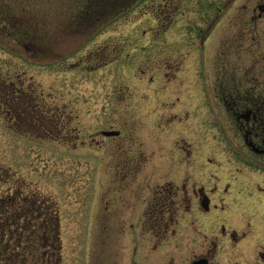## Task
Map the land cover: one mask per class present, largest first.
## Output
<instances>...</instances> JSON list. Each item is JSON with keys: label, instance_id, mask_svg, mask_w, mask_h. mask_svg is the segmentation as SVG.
<instances>
[{"label": "rangeland", "instance_id": "rangeland-1", "mask_svg": "<svg viewBox=\"0 0 264 264\" xmlns=\"http://www.w3.org/2000/svg\"><path fill=\"white\" fill-rule=\"evenodd\" d=\"M173 1V28L166 0H142L89 31L62 33L72 2L0 0V11L14 6L11 18L32 32L22 39L0 23V96L13 83L22 101L40 106L32 115L14 111L12 121L0 106V198L23 194L60 213L63 264H105L106 236L123 243L125 222L132 240L131 223L154 221L148 212L168 205L164 188L175 201L164 219L174 225L164 235L143 226L140 262L190 264L205 253L211 264H264V173L233 154L244 141L224 104L207 98L221 87L264 97V0ZM110 130L120 137L101 135ZM249 174L252 193H241ZM202 180L214 190L212 210L188 213L177 191L192 196ZM188 222L202 223L205 236L196 241L194 229H183ZM217 242L215 257L208 250Z\"/></svg>", "mask_w": 264, "mask_h": 264}, {"label": "flooded vegetation", "instance_id": "flooded-vegetation-1", "mask_svg": "<svg viewBox=\"0 0 264 264\" xmlns=\"http://www.w3.org/2000/svg\"><path fill=\"white\" fill-rule=\"evenodd\" d=\"M264 5V2L258 6V10L260 11L259 17H262L264 14V11L260 10V6ZM177 4H174L173 0H166V28H173L176 18V8ZM248 11V7L245 8ZM254 22L255 17L253 15L245 17V21ZM145 33V32H144ZM160 34V33H158ZM154 39L160 38L155 34L153 37ZM232 51V49H229ZM230 53V52H229ZM170 64V63H169ZM175 66V65H174ZM171 65L169 68L174 67ZM4 85V83H1ZM221 85V84H220ZM1 86V85H0ZM8 94L0 96V106H4L6 108V116L9 119V121H12L13 113L20 112L22 110V114L29 113L33 114L34 112H31V110H37V108H40L37 104H30L28 102L22 101L21 97L18 95H14V85L13 83H8ZM222 88V87H221ZM218 89V93L214 94V102L211 99V95L207 93V98H209V101H212V103H223L224 107L226 109V112L230 115L232 118V122L234 126L231 128L234 131V134H238L240 138L244 141V148L239 150L237 147H234L233 154L235 156H238V159L240 163H244L247 165L250 170H252L251 173H253V169L256 171H259L261 175L264 173V97L260 95H254L253 93H246L245 95L236 94L234 91L230 92H222L223 89ZM17 91V90H16ZM25 96V95H24ZM215 105V104H214ZM217 109V107L215 106ZM30 111V112H29ZM72 117V116H71ZM177 117V116H176ZM60 128V127H59ZM67 131V126L63 127ZM61 129V128H60ZM75 128L68 131L69 134H76ZM114 132H118V135L116 136H110L105 138H118L120 137V132L116 130H110ZM223 131V130H222ZM104 132V131H103ZM103 132H101V135L103 136ZM47 133H49L47 131ZM67 133V134H68ZM227 138L230 137L226 133ZM184 142V140H183ZM185 143V142H184ZM187 160L190 161V155L191 151L187 149ZM249 156L256 157L259 162L256 164H252ZM249 160V161H248ZM248 161V162H247ZM180 163V160L177 161ZM189 164V163H188ZM242 176L241 178H243ZM252 175H248L247 178L244 179V183L242 187H239L240 192H246V193H252L250 189H247L248 183H251ZM173 183V181H169V183ZM162 185H156V191L163 192L167 204L163 203L164 209L161 207L159 210H152L151 212H148L151 214L152 218H154V221L146 222L142 224L141 222H134L129 225V229L133 231L132 235L134 238L132 240H127L125 238V222L122 227V236H123V243H120V240H117L116 244L111 242V236L110 234L106 236L104 243V253H105V264H125V248L130 247V244L133 245L132 248V254L130 256V264H143L140 262L141 252H140V244H141V232L143 226H148L149 231L150 230H158L160 235H164L171 231L174 222L172 217L164 219L167 215H170V212L174 210L173 207L175 201L173 200L172 193L169 190L159 189L158 187ZM177 187V186H176ZM159 189V190H158ZM171 189L174 190L175 188L171 186ZM178 189V188H177ZM187 192V191H186ZM186 192L183 190L177 191V197L182 195V198L186 201L188 206L186 209L188 213L191 211L195 214L196 211L202 213L205 215L204 212L201 210H204L206 212H209L212 210V199L214 197V190H207L204 186V182L199 181V184L196 183V185L193 188L192 196H189L186 194ZM1 193V191H0ZM156 193L155 197L160 199L159 197H162L161 194ZM167 196V197H166ZM246 199L249 198V195H245ZM19 198V199H18ZM24 200V204L20 205L21 203H18L19 200ZM163 201V200H162ZM205 201H208V207L205 208L203 203ZM159 205V202H157ZM9 210V217H8V223H7V229L8 232V238L6 240V264H63L65 260V254L67 251V244L65 245V242L62 238L61 228V217L60 213H58L57 210H51L48 208L47 202H40L36 201L34 197L30 196H23L21 194L19 197H15L13 193H9V196L0 198V210ZM217 208V206H215ZM15 209V210H14ZM49 209V210H48ZM109 211V210H108ZM191 212V213H192ZM126 215V214H125ZM124 215V217H125ZM166 215V216H165ZM107 224L109 225V219L107 221ZM150 225V226H149ZM186 228H183L184 231L187 230H193L195 237L197 236L198 240L201 239L200 234L204 237L205 234V227L202 223H192L185 224ZM196 227V228H195ZM166 232V233H165ZM188 237V234L185 235ZM218 237L217 240L219 242V235L216 234ZM246 236V235H244ZM241 237H237V234L234 233V241L237 242L240 240ZM129 241V242H127ZM189 241V238H188ZM217 242V243H218ZM156 247V246H155ZM218 249H219V243L214 245V248L211 247L208 250V254H211L213 251V254L215 257L218 255ZM90 251V252H89ZM92 250L88 249V252L90 253L89 256H92ZM92 257H90L91 259ZM172 258V257H171ZM262 258L264 261V253L262 254ZM202 259H207L208 264H211V257L206 256V254H194V257L190 261V264H193L197 261H200ZM92 260V259H91ZM91 264V262H90ZM256 264H261V262H256Z\"/></svg>", "mask_w": 264, "mask_h": 264}, {"label": "trees", "instance_id": "trees-1", "mask_svg": "<svg viewBox=\"0 0 264 264\" xmlns=\"http://www.w3.org/2000/svg\"><path fill=\"white\" fill-rule=\"evenodd\" d=\"M72 2L74 5V10H69L68 16H66L65 28L61 29L62 33L69 32L74 29V31L85 32L89 31L97 26L104 23L105 19H110L111 16L117 17L126 14L130 9L135 8L142 0H67ZM14 7V6H13ZM2 8L0 11V23L3 25V30L10 28L13 32L17 33L22 39L29 38L32 34L29 28H23L20 24L15 23L14 19L11 18V13L14 12L11 8ZM29 9H23V12L27 13ZM31 11V10H30ZM64 14V13H63ZM69 19V20H67ZM1 26V25H0ZM29 29V30H28ZM33 29V28H32ZM50 31V30H48ZM22 32V33H21ZM31 38V37H30ZM17 90V91H16ZM14 95H18L21 98L23 95V90L16 89ZM22 205V204H20ZM0 246H6V240L8 238L7 223L9 217V210H1L0 214ZM5 244H3V243ZM2 253L0 254V259L6 261V256Z\"/></svg>", "mask_w": 264, "mask_h": 264}, {"label": "water", "instance_id": "water-1", "mask_svg": "<svg viewBox=\"0 0 264 264\" xmlns=\"http://www.w3.org/2000/svg\"><path fill=\"white\" fill-rule=\"evenodd\" d=\"M259 8H260L261 11H264V5L260 6ZM103 134H104L105 136H116V135H118V132L110 131V132H104ZM207 203H208V201H205V202L203 203V205L205 206V208L208 207V204H207ZM208 263H209V262H208L207 259H202V260L197 261V262H195V263H193V264H208Z\"/></svg>", "mask_w": 264, "mask_h": 264}]
</instances>
